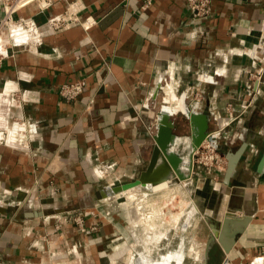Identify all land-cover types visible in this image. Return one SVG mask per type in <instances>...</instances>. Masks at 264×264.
<instances>
[{"label": "crops", "instance_id": "crops-1", "mask_svg": "<svg viewBox=\"0 0 264 264\" xmlns=\"http://www.w3.org/2000/svg\"><path fill=\"white\" fill-rule=\"evenodd\" d=\"M70 1L54 0L44 14L25 10L43 42L15 49L0 66V86L7 81L6 90L15 86L28 98L12 115L33 130L28 152L0 145V264H49L40 249L44 235L52 253L64 256L59 264H251L264 258V80L257 89L248 81L254 68L243 53L257 48L263 55L264 0H212L204 20L192 17L186 0H78L80 20L92 17L95 24L51 31L46 19ZM76 80L86 82L85 91L63 101L57 89ZM166 80L177 104L161 105ZM198 83L202 100L193 103L188 92ZM152 115L153 138L145 127ZM6 123L5 116L4 142L14 146L23 126ZM181 123L187 135L177 133ZM219 128L213 145L225 166L197 167L187 193L178 173H190L195 141ZM158 138L172 157V177L106 196L137 179ZM177 193L186 201L181 216H164V200ZM76 208L97 212L91 239L73 225L53 232L52 221L44 224L45 216ZM38 211L46 215L34 217ZM225 216L227 252L217 239L208 243L209 226H223ZM74 243L77 256L65 255Z\"/></svg>", "mask_w": 264, "mask_h": 264}, {"label": "built area", "instance_id": "built-area-1", "mask_svg": "<svg viewBox=\"0 0 264 264\" xmlns=\"http://www.w3.org/2000/svg\"><path fill=\"white\" fill-rule=\"evenodd\" d=\"M54 0H0V66L4 59L9 56H13L15 49H31L36 48L43 42L42 32L39 25L36 23L33 16L24 15V11L32 9L34 14H44L53 5ZM66 1V0H63ZM186 5L194 19L204 20L211 15L212 0H186ZM82 10V5L78 0L70 1L66 3L64 11L58 14L50 15L46 21V26L53 32L61 31L68 28L70 25L76 24L83 27V29H88L95 24V20L92 17H86L82 20L79 18V12ZM19 29L20 37L17 41L11 38V29ZM204 31L201 30L200 34ZM263 55L257 51V48L252 49L250 52L248 50H243L245 55H248L251 59L253 71L248 73V81L256 82L255 89L258 88L264 80V23H262V43L259 47ZM204 82L209 80V77H204ZM7 81L2 84L0 96L4 94L5 97L2 100L7 102H0V134H7L5 129H2L3 117L6 116L8 126V118L11 117V108L21 107L23 102L28 100L26 92L20 93L19 89L13 86L10 90H6ZM86 89V82L84 80H76L70 83H64L57 89L58 96L65 102H72L76 100L80 94H82ZM7 92H6V91ZM162 105H174L177 103L179 96L176 95L172 80H166L161 86ZM190 102L198 103L202 100V92L200 84H195L191 86L189 92ZM226 114L231 119L229 123L232 122V104H227L225 107ZM13 122L10 127L15 124L22 125L23 131L20 135H16L14 146H8L5 142H0V145L7 146L11 149H16L23 152H28L30 150L29 145V134L33 132L28 122L23 118L12 116ZM140 121L143 122L142 117L138 116ZM157 118L156 115H152L151 122L146 124V130L150 137H154V130L156 126ZM222 129H216L208 132L200 144L194 148L191 153V168L188 177L189 184L192 182V175L195 173V169H215L221 170L225 166V161L220 152L213 145L215 141L221 134ZM111 167V166H110ZM119 179V178H118ZM185 189V188H184ZM180 217V216H179ZM175 216V219H179ZM50 221L54 223L53 232H58L62 229L63 224L73 225L77 232L85 237V239H91L93 235L97 232L98 225L97 222V212L95 209L90 208H76L65 210L59 213L45 216L44 224H49ZM174 221V220H173ZM45 247H41L42 253H46L48 256L49 264H59V257H64L63 255H56L52 253L53 244L52 241L47 239V236L40 237ZM38 244L36 243L35 246ZM77 244L74 243L71 247L65 251V255H76L77 254ZM109 246V244H108ZM105 251L104 255L108 256L110 254L109 247ZM77 256V255H76ZM58 257V258H57ZM251 264H264V258L262 256L255 257L251 261Z\"/></svg>", "mask_w": 264, "mask_h": 264}, {"label": "water", "instance_id": "water-1", "mask_svg": "<svg viewBox=\"0 0 264 264\" xmlns=\"http://www.w3.org/2000/svg\"><path fill=\"white\" fill-rule=\"evenodd\" d=\"M163 119H165V115L163 114V110L160 114V121L162 122ZM205 134H202L198 140L195 141V145L198 146L200 142L204 139ZM167 152L165 151V148L163 147L161 140L158 138L156 142V146L153 149L151 158L149 160V163L144 171L140 173V175L135 179L134 181H131L127 184L123 185H117L115 187H111L109 190H107L106 196H114L116 194H120L123 191H126L128 189L140 186L145 187L146 189H149L152 186H155L157 184L163 183L168 181L172 177V161L169 157H167ZM160 164V165H159ZM234 165L233 162L229 163V166L227 168V175L230 174L232 171ZM189 174L181 175L178 173V180L180 183L183 184L185 189L189 191V181H188ZM150 194L146 193L145 195ZM60 210L59 212H61ZM0 212H3V209L0 208ZM34 217H40L42 215H46L45 212L38 211V212H32ZM229 215V214H228ZM229 216H225L224 224L220 223H213L210 227V229L213 231L211 236L209 237V245L213 244L214 241L217 239L218 242L222 245L223 251L227 252L230 242L226 244L224 242V236L225 232L227 230V227L229 226ZM244 225V224H243ZM243 225L240 226V229L243 227ZM218 230V232H216ZM221 230V231H220ZM172 229H168V235L171 233Z\"/></svg>", "mask_w": 264, "mask_h": 264}, {"label": "rangeland", "instance_id": "rangeland-1", "mask_svg": "<svg viewBox=\"0 0 264 264\" xmlns=\"http://www.w3.org/2000/svg\"><path fill=\"white\" fill-rule=\"evenodd\" d=\"M1 88H2V85L0 86V92H1ZM162 105V104H161ZM160 105V106H161ZM168 105V104H167ZM166 105V106H167ZM170 105V104H169ZM159 106V105H158ZM13 108H11V111H12ZM12 115V113H11ZM13 116V115H12ZM9 117L8 118V126L10 127L12 122H13V117ZM156 118H157V115H156ZM154 130V129H153ZM177 133L178 134H182V135H187L189 133V129H188V126L185 124V123H181V125L178 126L177 128ZM187 151L184 150V153L182 155H186ZM126 178H121L119 179V181L121 183L125 182ZM128 180V179H127ZM126 180V181H127ZM118 181V182H119ZM178 182V181H177ZM182 184V183H180ZM183 185V184H182ZM172 187V184L170 185ZM183 188H185L183 186ZM186 190V189H185ZM187 193H189V191L186 190ZM165 202V207H163V213H164V216H170V215H176V217L178 216H181V207L183 206V204L186 203V201L183 199V195L181 194H173L169 197V199H165L164 200ZM180 213V214H179Z\"/></svg>", "mask_w": 264, "mask_h": 264}, {"label": "bare ground", "instance_id": "bare-ground-1", "mask_svg": "<svg viewBox=\"0 0 264 264\" xmlns=\"http://www.w3.org/2000/svg\"><path fill=\"white\" fill-rule=\"evenodd\" d=\"M11 38H12V40H14V41H17V39H19V37H20V35H19V33H20V31H19V29H16V28H12L11 29ZM182 103V102H181ZM177 104V103H176ZM181 109H183V108H181ZM167 108H164V110H163V114L164 115H166V113H167ZM17 125L18 124H15L13 127H17ZM161 131V130H160ZM163 132V131H162ZM5 135V134H4ZM4 135H2V134H0V142H4ZM197 147V146H196ZM167 157H169L170 159H172V157H170L169 155H167ZM189 164H190V168H191V155H190V159H189ZM160 184H162V183H160Z\"/></svg>", "mask_w": 264, "mask_h": 264}]
</instances>
